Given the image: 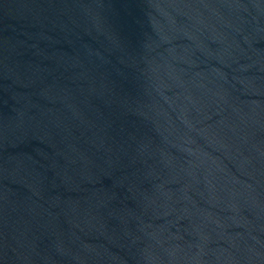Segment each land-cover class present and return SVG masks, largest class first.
<instances>
[{
  "label": "water",
  "instance_id": "obj_1",
  "mask_svg": "<svg viewBox=\"0 0 264 264\" xmlns=\"http://www.w3.org/2000/svg\"><path fill=\"white\" fill-rule=\"evenodd\" d=\"M0 264H264V0H0Z\"/></svg>",
  "mask_w": 264,
  "mask_h": 264
}]
</instances>
